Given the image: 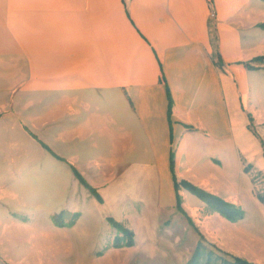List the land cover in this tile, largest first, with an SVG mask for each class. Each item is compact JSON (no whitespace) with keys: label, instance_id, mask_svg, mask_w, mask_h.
I'll list each match as a JSON object with an SVG mask.
<instances>
[{"label":"crops","instance_id":"0c3cea01","mask_svg":"<svg viewBox=\"0 0 264 264\" xmlns=\"http://www.w3.org/2000/svg\"><path fill=\"white\" fill-rule=\"evenodd\" d=\"M0 51V100L14 58L24 97L40 99L22 124L0 108L2 233L9 211L63 207L65 160L108 180L104 211L147 238L177 197L191 214L205 207L176 184L219 194L247 148L242 107H264V0H0Z\"/></svg>","mask_w":264,"mask_h":264},{"label":"rangeland","instance_id":"374dc122","mask_svg":"<svg viewBox=\"0 0 264 264\" xmlns=\"http://www.w3.org/2000/svg\"><path fill=\"white\" fill-rule=\"evenodd\" d=\"M7 58V52L0 51V60ZM14 59L16 66L9 69H13L17 77L12 86L6 87L9 96L0 100V108L1 114L13 115L15 121L22 124L29 116L28 111L25 112L27 105L38 103L40 99L24 97L28 90L22 81V61ZM2 69L6 73V68ZM50 101L52 107L54 99ZM61 102L63 106H71L70 99ZM262 102L264 104V98ZM242 113L249 137L245 141L247 148L239 150L230 169L224 167L217 195L242 209L241 219L230 222L204 202L205 207L195 214L178 206L173 217L161 221L155 232L146 238L141 228H131L126 221L111 218L104 211L108 180L102 185V179L82 178L90 191L74 176L70 164L62 160L64 167H68V174H64L67 177L62 179L63 207L58 210L44 208L40 212L9 211L7 215L12 221L3 233L0 232V264H187L198 244L197 264H221L229 256L264 264V107L258 101L252 112L242 107ZM31 117L38 119L33 114ZM53 117L43 115L35 123ZM26 131L39 141L28 127ZM41 145L59 160L48 147ZM46 183H53V179L47 176ZM73 184L76 189L72 188ZM76 195L79 211L66 205ZM110 219L133 234L131 246H125L129 237L113 226Z\"/></svg>","mask_w":264,"mask_h":264},{"label":"trees","instance_id":"16d2710c","mask_svg":"<svg viewBox=\"0 0 264 264\" xmlns=\"http://www.w3.org/2000/svg\"><path fill=\"white\" fill-rule=\"evenodd\" d=\"M262 60H264V57L254 59L255 62L262 61ZM249 68L252 69V67H250V66H249ZM263 158H264V147H263ZM73 172H74V176L79 180V182L86 189L92 191L89 188V186L86 185V183L83 181L82 177L75 170H73ZM178 185L185 188L192 195L196 196L198 199H200L202 202H204L210 209L217 212L220 216H222L223 218H225L226 220H228L230 222H235V221H237L243 217L242 209H240L239 207H236L235 205H232L228 202H225L224 200L220 199L217 196H214L212 194L204 192V191L198 189L197 187H195L189 183H186V182H180L179 184H176V187ZM179 202H180V200L177 197L178 206H179ZM109 221L113 226L117 227L121 233H124V235L129 237L126 241L125 246H127V247L131 246L133 234L129 230L127 231V230L122 229V227H120L118 224H116V222H114L112 219H110ZM199 249H200V245L198 244L195 247L194 252H193V254H192V256H191V258L187 264H197V259L199 257ZM221 264H253V263H250L247 260L242 259V258L229 256V259L222 260Z\"/></svg>","mask_w":264,"mask_h":264},{"label":"built area","instance_id":"2783aa9c","mask_svg":"<svg viewBox=\"0 0 264 264\" xmlns=\"http://www.w3.org/2000/svg\"><path fill=\"white\" fill-rule=\"evenodd\" d=\"M210 18H211V19L214 18V14H213V13L210 14Z\"/></svg>","mask_w":264,"mask_h":264}]
</instances>
